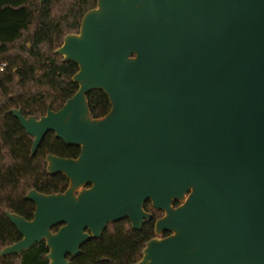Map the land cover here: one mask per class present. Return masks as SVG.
I'll return each mask as SVG.
<instances>
[{"label":"water","instance_id":"1","mask_svg":"<svg viewBox=\"0 0 264 264\" xmlns=\"http://www.w3.org/2000/svg\"><path fill=\"white\" fill-rule=\"evenodd\" d=\"M55 54L78 66L76 94L12 114L32 157L49 133L80 155L47 156L68 188L29 191L30 221L6 212L22 239L0 258L45 242L70 264L111 224L141 231L150 202L163 216L135 264H264V0H97Z\"/></svg>","mask_w":264,"mask_h":264},{"label":"trees","instance_id":"2","mask_svg":"<svg viewBox=\"0 0 264 264\" xmlns=\"http://www.w3.org/2000/svg\"><path fill=\"white\" fill-rule=\"evenodd\" d=\"M96 4L97 0H0V66H5L0 71V250L22 239L6 212L29 221L34 217L35 205L26 199L29 191L49 195L68 188L63 175L47 173L46 158L76 159L80 148L66 146L49 133L32 157L33 138L12 111L40 118L48 109L60 110L76 94L78 86L72 78L78 66L55 51L67 35L79 32L83 16ZM87 97L93 118L109 113L111 105L103 92ZM145 210L153 219L141 231L134 230L128 220L111 224L100 239L87 242L78 257H69L70 264L137 263L155 237V222L163 216L151 203ZM48 252L42 242L21 256L0 258V264H49Z\"/></svg>","mask_w":264,"mask_h":264},{"label":"built area","instance_id":"3","mask_svg":"<svg viewBox=\"0 0 264 264\" xmlns=\"http://www.w3.org/2000/svg\"><path fill=\"white\" fill-rule=\"evenodd\" d=\"M4 67H5V66H0V71H2Z\"/></svg>","mask_w":264,"mask_h":264},{"label":"flooded vegetation","instance_id":"4","mask_svg":"<svg viewBox=\"0 0 264 264\" xmlns=\"http://www.w3.org/2000/svg\"><path fill=\"white\" fill-rule=\"evenodd\" d=\"M148 203H150V202H148ZM146 211V210H145ZM148 213H150V212H148ZM152 214V213H151ZM154 234H155V229H154Z\"/></svg>","mask_w":264,"mask_h":264}]
</instances>
